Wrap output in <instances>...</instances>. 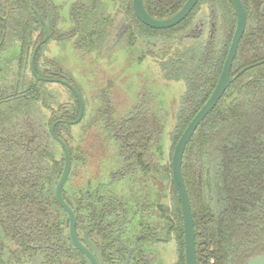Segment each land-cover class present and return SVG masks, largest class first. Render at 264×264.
<instances>
[{
	"label": "flooded vegetation",
	"instance_id": "obj_1",
	"mask_svg": "<svg viewBox=\"0 0 264 264\" xmlns=\"http://www.w3.org/2000/svg\"><path fill=\"white\" fill-rule=\"evenodd\" d=\"M51 5L46 17L40 13L44 20L50 18L52 35L38 50L37 74L49 80L68 81L81 92L60 69L44 73L39 68V52L49 40L56 39L55 25L61 20L59 7L53 0ZM262 6L261 14H264ZM72 11L73 8L70 19L74 21V28L66 40L74 41L73 50L85 54L76 38L78 26ZM210 19V22L215 21L210 30L213 33L216 25L213 13ZM204 21L201 24L206 27ZM36 25L39 28V24ZM40 25L44 35L38 43L45 36L41 21ZM198 25L195 23V27ZM126 30L125 27L124 32ZM96 40H100V47L95 54L103 55L109 50L104 44L107 38ZM34 48L22 58L21 75L12 71L11 84L14 82L17 92L27 100L22 156H16L17 162H0V168H4L0 169V264H186L181 254L184 226L180 200L178 192L177 197L174 196L169 181L171 177L174 182L171 164L174 149L168 174L167 158L163 148L158 146L159 118L152 114L151 108L146 109L148 100L141 97L130 100L122 114H114L105 94L97 101L84 99V114L79 122L73 123L79 114L76 96L60 81L36 80L31 70ZM135 50L138 61L144 60L140 59L141 49ZM99 65L108 73L102 64ZM5 80L0 76V85L8 94L11 85ZM40 82L63 85L74 96L75 104L61 102L56 110L50 105L51 115L46 116L41 109L47 110V104L39 106L41 98L35 95L37 101L33 102L39 114L30 115L32 100L29 98L36 92L40 94V88L36 87ZM110 83L113 82L108 80V86ZM141 91L138 90L139 96ZM86 107L90 109L88 115ZM53 124L70 155L69 174L59 196L49 188L60 180L65 149L51 134ZM73 126L77 130L73 131ZM66 134H71V141L66 140ZM31 171H36L37 183L31 184ZM164 176L169 182L164 181Z\"/></svg>",
	"mask_w": 264,
	"mask_h": 264
},
{
	"label": "trees",
	"instance_id": "obj_2",
	"mask_svg": "<svg viewBox=\"0 0 264 264\" xmlns=\"http://www.w3.org/2000/svg\"><path fill=\"white\" fill-rule=\"evenodd\" d=\"M32 1L46 17L51 0ZM116 1L120 3L119 13H123L120 19L104 16L109 11L108 0H76L72 7L78 26L76 38L82 47L94 51L100 47L97 38H118V28L127 23L122 35L124 46L140 48L141 60L146 56L157 58L164 79L186 85L179 112L180 137L219 79L237 24L234 8L228 0H199L176 26L153 29L136 17L133 0ZM185 2L144 0V5L151 16L164 19L178 12ZM243 3L247 26L231 69L232 76L264 60V14H261L264 0H243ZM201 4L209 5L214 14L213 33L189 42L176 39V47L175 38L161 40V35L170 34L181 25L189 27L193 12ZM43 35L31 0H0V63L13 48L18 49L20 63ZM10 85L12 90L8 94L0 85V162L4 163L17 162L16 156H22L24 145L27 98L17 92L14 83ZM29 99L32 100L29 114H39L35 94ZM182 169L194 217L197 264H242L264 253V63L237 77L201 122L186 147ZM34 173L31 171V184L37 183ZM167 173H171L170 166ZM172 183L177 197L173 180ZM181 234L184 262L182 229Z\"/></svg>",
	"mask_w": 264,
	"mask_h": 264
},
{
	"label": "rangeland",
	"instance_id": "obj_3",
	"mask_svg": "<svg viewBox=\"0 0 264 264\" xmlns=\"http://www.w3.org/2000/svg\"><path fill=\"white\" fill-rule=\"evenodd\" d=\"M53 1L54 4L59 7V16H61V20H57L59 24L56 23L55 25L54 38L56 39L49 40L45 47L43 46L39 52V68L41 71L45 73V71H52L57 68L60 69L62 74L68 75V78L80 88L83 100L88 99L97 101L100 97H103L102 94H105L110 104V111L113 112V108L114 114H122L123 107H128L130 105V100H139L140 97L142 99L146 98L145 100H148L146 109L148 110L151 108L152 114H155L159 118L157 123L159 137L158 146L162 147L164 150L168 169L170 166L171 152H173L175 148L180 133L181 119L179 112L181 98L186 90L185 83L182 81L164 79L161 72L160 60L157 58L155 59V57L146 56L144 60L138 61L139 55L135 48H126L122 40L124 28H127V23H124L118 28V38H108L106 40L104 44L108 45L109 50H105L106 52L103 55H97L95 54L97 50L91 51L86 47L83 49L85 54L78 49L73 50L74 48L72 45L74 41L70 42L72 41L71 39L67 41L66 38H68V35L74 28V21H71L70 13L76 0ZM104 1L105 0H103V2ZM108 1L109 11L105 13L104 16L114 15V18L120 19L123 16L122 12L119 13L121 8L120 3L116 0ZM210 15V6L201 4L193 12L191 16L192 24L189 27L181 25L170 31V34L161 35L160 38L161 40L175 38V40H173L175 47L178 46L175 43L176 39L181 38V40L189 42L190 39L200 36L201 38H207L210 30L213 29L212 23L215 24L214 20L210 22ZM204 20L207 22L206 27L201 24L205 23ZM195 23L199 25L195 27ZM202 27H205L204 31ZM17 50L18 49L13 48L11 51H8L7 57L4 58L6 61L0 63V76H4L6 78L4 82L8 80L10 84L14 80L12 71L15 70L19 75H21L22 71V61L19 64V60L16 59L18 56ZM7 61L9 62L7 63ZM11 62L12 64L9 66ZM99 64H102L108 70V73L102 71ZM97 71L99 73H97ZM46 75H48V73H46ZM29 80L30 79H28V81ZM108 80L113 82L110 83L112 86H108ZM38 87L40 88V94L38 95L37 92L34 94L41 98L42 102L39 103V106L47 104V110L41 109V112L46 116L51 115V110L49 109L50 105L56 110V108H58L56 106L61 102H68L70 105L75 104L74 96L63 85L44 82L39 84ZM10 88L12 90V85ZM139 89H142L140 96L138 95ZM86 111L87 115L90 114V109L88 107H86ZM72 130H77V127L73 126ZM65 137L66 140L71 141V134H66ZM208 179L209 177H206L207 186L208 189H211L212 185L209 184ZM164 181L172 182V179L170 177L169 181H167L164 176ZM174 196H176L175 193Z\"/></svg>",
	"mask_w": 264,
	"mask_h": 264
},
{
	"label": "water",
	"instance_id": "obj_4",
	"mask_svg": "<svg viewBox=\"0 0 264 264\" xmlns=\"http://www.w3.org/2000/svg\"><path fill=\"white\" fill-rule=\"evenodd\" d=\"M199 0H186L184 5L180 8L178 12H176L173 16L160 19L153 17L147 11L144 0H133V10L137 16V18L146 26L153 28V29H168L176 26L180 22H182L195 8ZM231 5L233 6L237 18L236 28L233 34V38L219 76V79L215 85L214 90L212 91L210 97L207 101L203 104V106L198 110L195 116L191 119L188 123L184 131L182 132L181 136L179 137L172 156V175L175 183V187L178 192L182 216H183V226H184V242H185V261L186 264H197V250H196V232H195V225H194V217L192 212V205L190 201L189 192L185 183L183 171H182V164H183V157L186 150L187 145L189 144L192 136L196 132L197 128L201 124L202 121L207 117V115L216 107L220 99L223 97L224 93L226 92L227 88L230 84L235 81L237 77H239L244 71L253 67L257 64L264 63V60L259 61L255 64L249 65L239 71L235 76H231V69L233 66V62L237 56L239 43L241 38L243 37L246 25H247V16H246V9L243 4L242 0H228ZM31 7L33 11L36 13L37 17L40 19L42 24L45 27V36L44 39L38 43L32 53L31 58V70L33 75L36 77V80H47V81H57L62 82L66 86H68L71 91L76 96L78 103H79V114L78 118L73 122L77 123L81 120L84 114V100L82 97L81 92L71 83L65 80H58V79H47L39 76L36 70V56L38 50L42 44L47 42V40L51 37V21L48 17L46 20L42 18L40 13L37 11L36 7L34 6L33 1L31 0ZM264 10V5L262 6V12ZM37 25L35 29H37ZM51 134L55 140H57L62 147L65 149V166L63 168L62 175L60 180L58 181L57 185L54 184L49 189L56 195L59 196L61 194V188L68 177L69 169H70V155L67 148V144L64 142L63 139L58 137L55 133V124L51 126ZM61 203H63L61 201ZM68 209V208H67ZM242 264H264V253L255 255L250 257L249 259L245 260Z\"/></svg>",
	"mask_w": 264,
	"mask_h": 264
}]
</instances>
